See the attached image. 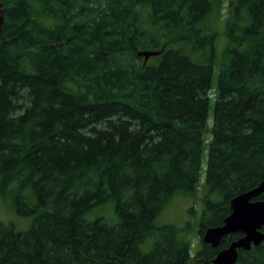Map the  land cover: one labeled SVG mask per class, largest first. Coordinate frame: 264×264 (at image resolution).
Returning a JSON list of instances; mask_svg holds the SVG:
<instances>
[{
	"label": "trees",
	"instance_id": "obj_1",
	"mask_svg": "<svg viewBox=\"0 0 264 264\" xmlns=\"http://www.w3.org/2000/svg\"><path fill=\"white\" fill-rule=\"evenodd\" d=\"M0 2V197L31 218L0 224V264H190L155 219L195 195L204 151L194 264L242 237L202 242L264 180V0L228 1L215 84L223 0ZM109 203L115 224L87 219ZM236 264H264V242Z\"/></svg>",
	"mask_w": 264,
	"mask_h": 264
},
{
	"label": "rangeland",
	"instance_id": "obj_2",
	"mask_svg": "<svg viewBox=\"0 0 264 264\" xmlns=\"http://www.w3.org/2000/svg\"><path fill=\"white\" fill-rule=\"evenodd\" d=\"M229 0H223V7L221 9L218 21L215 20V31L217 33V39L215 42V61L213 66V84L216 83L217 74L219 72V64L221 56L227 40L224 35V17L226 15L227 4ZM211 104L208 112V126L212 123L213 112V98L214 93L211 92ZM206 141L210 139V135H205ZM207 159V151H204L202 156V171L200 173V180L197 186L196 193L193 197H186L183 195H177L170 200V202L162 209L160 214L155 219V226H173L178 231L179 238L188 240L190 246V264L196 262L195 255L201 249L200 236L198 235V229L200 226L201 214L203 211V204L201 199L205 194L204 179H205V164ZM96 217L103 218L108 224L113 225L116 223L117 218L115 215L114 207L112 203L106 204L100 209L95 210L93 213L87 216V219L92 220ZM0 224L13 225L18 231H26L31 225V218L20 217L16 215L11 208L9 201H4L0 197ZM155 239L150 237L141 245V250L145 253L149 252L153 246ZM194 257V258H193ZM203 264V263H199Z\"/></svg>",
	"mask_w": 264,
	"mask_h": 264
},
{
	"label": "water",
	"instance_id": "obj_3",
	"mask_svg": "<svg viewBox=\"0 0 264 264\" xmlns=\"http://www.w3.org/2000/svg\"><path fill=\"white\" fill-rule=\"evenodd\" d=\"M2 23L3 6L0 2V26ZM158 54L157 51H145L138 53V56L143 57L145 64L150 57ZM262 194H264V180L258 186L230 201V214L223 220L221 226L204 230L202 242L212 248H217L229 235L234 233L242 235L228 248L219 251L211 264H236L239 249L248 250L251 245L257 247L264 242V233L261 231L264 226V201L255 200Z\"/></svg>",
	"mask_w": 264,
	"mask_h": 264
},
{
	"label": "flooded vegetation",
	"instance_id": "obj_4",
	"mask_svg": "<svg viewBox=\"0 0 264 264\" xmlns=\"http://www.w3.org/2000/svg\"><path fill=\"white\" fill-rule=\"evenodd\" d=\"M234 234H235V233H234ZM228 237H229V236H228ZM228 237H227V238H228ZM227 238H226V239H227ZM230 244H231V243H230ZM230 244H229V245H230ZM219 245H220V244H219ZM229 245H228L227 247H225L224 249L228 248ZM210 247H211V246H210ZM218 247H219V246H218ZM218 247H217V248H218ZM253 247H255V246L251 245V246H250V249H248V250L239 249V250L237 251V253H239V252H241V251H242V253L249 252ZM211 248H212V247H211ZM214 249H216V248H214ZM224 249H221V250H224ZM200 250H201V249H200ZM221 250H219V251H221ZM219 251H218V252H219ZM218 252H217V253H218ZM196 259H197V258H196ZM200 260L203 261L204 258H203V257H200V258L197 259L196 261H200Z\"/></svg>",
	"mask_w": 264,
	"mask_h": 264
}]
</instances>
